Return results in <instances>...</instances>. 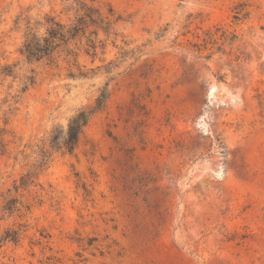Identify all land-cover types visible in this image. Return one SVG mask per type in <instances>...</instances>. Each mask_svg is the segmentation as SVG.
Instances as JSON below:
<instances>
[{
	"label": "rangeland",
	"instance_id": "obj_1",
	"mask_svg": "<svg viewBox=\"0 0 264 264\" xmlns=\"http://www.w3.org/2000/svg\"><path fill=\"white\" fill-rule=\"evenodd\" d=\"M62 3L0 0V264H264V0H96L95 58L26 63Z\"/></svg>",
	"mask_w": 264,
	"mask_h": 264
},
{
	"label": "trees",
	"instance_id": "obj_2",
	"mask_svg": "<svg viewBox=\"0 0 264 264\" xmlns=\"http://www.w3.org/2000/svg\"><path fill=\"white\" fill-rule=\"evenodd\" d=\"M62 4V13L69 16L66 22H62L56 16L47 13L42 21L36 24V27H31L27 23L22 46L19 50L26 63L47 62L51 65L63 57L69 64L71 60L76 62L81 51L95 58L98 46H102L101 41H98L99 32L108 38L111 35L117 37L114 27L122 19L120 15H116L112 8H108L107 14L104 15L96 6V0H63ZM245 7L246 4L244 3L237 5L236 19H239V15ZM243 15L246 16L247 13ZM111 69L112 63H109L105 73L110 74ZM87 75L88 73L80 69H78L77 75L70 73L72 79H86ZM27 79L29 82L32 81V78ZM113 79L114 77L110 76L104 83L93 107L78 110L68 121L62 143L67 152L73 151L89 118L104 105L108 98L109 83Z\"/></svg>",
	"mask_w": 264,
	"mask_h": 264
},
{
	"label": "bare ground",
	"instance_id": "obj_3",
	"mask_svg": "<svg viewBox=\"0 0 264 264\" xmlns=\"http://www.w3.org/2000/svg\"><path fill=\"white\" fill-rule=\"evenodd\" d=\"M212 92H214V91H211L210 93L212 94Z\"/></svg>",
	"mask_w": 264,
	"mask_h": 264
}]
</instances>
